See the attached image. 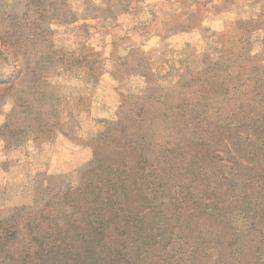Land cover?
Segmentation results:
<instances>
[{"label": "rangeland", "instance_id": "rangeland-1", "mask_svg": "<svg viewBox=\"0 0 264 264\" xmlns=\"http://www.w3.org/2000/svg\"><path fill=\"white\" fill-rule=\"evenodd\" d=\"M263 46L264 0H0V221L20 231L12 247L54 221L78 225L65 198L93 176L100 136L169 130L170 103L211 93L213 67L236 82L264 70V49L250 56ZM138 112L143 125L122 118Z\"/></svg>", "mask_w": 264, "mask_h": 264}, {"label": "trees", "instance_id": "trees-1", "mask_svg": "<svg viewBox=\"0 0 264 264\" xmlns=\"http://www.w3.org/2000/svg\"><path fill=\"white\" fill-rule=\"evenodd\" d=\"M217 69L211 93L194 78L196 95L169 104V130L99 137L93 176L65 195L78 225L41 219L18 250L0 221V264H264V70Z\"/></svg>", "mask_w": 264, "mask_h": 264}]
</instances>
